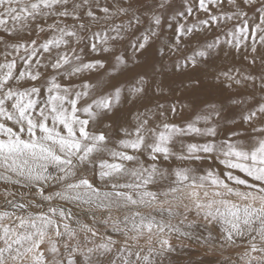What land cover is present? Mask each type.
I'll return each mask as SVG.
<instances>
[{
  "label": "snow or ice",
  "instance_id": "obj_1",
  "mask_svg": "<svg viewBox=\"0 0 264 264\" xmlns=\"http://www.w3.org/2000/svg\"><path fill=\"white\" fill-rule=\"evenodd\" d=\"M185 241L264 264V0H0V264Z\"/></svg>",
  "mask_w": 264,
  "mask_h": 264
},
{
  "label": "rangeland",
  "instance_id": "obj_2",
  "mask_svg": "<svg viewBox=\"0 0 264 264\" xmlns=\"http://www.w3.org/2000/svg\"><path fill=\"white\" fill-rule=\"evenodd\" d=\"M103 2L104 0H101V3ZM253 15L254 13L249 12V16ZM206 35L209 39H211L213 34L208 33ZM222 58L223 54L221 53V59L218 60L217 63H220ZM233 62L240 64L242 63V60H234ZM257 98H259L258 95ZM199 99L221 100L223 99V97L213 94L209 96H201ZM197 166L201 170L207 169L208 167H212L214 171H223V166L219 165L218 162L214 159L206 160L203 162H197ZM97 183H99V181H97ZM190 219H194V217H190ZM194 231L197 234L203 232L206 235V232H204V228L202 225L198 224ZM173 243L178 242L173 241ZM185 244L187 245V247L178 249L177 253H174L172 256L173 260L176 261L177 264H186V262L188 261H192V264H209V262H211V264H218V262L223 261L225 257H231L232 259H235L234 250H224L222 254L219 251L215 253H209L206 248L199 247L195 242L185 241Z\"/></svg>",
  "mask_w": 264,
  "mask_h": 264
},
{
  "label": "bare ground",
  "instance_id": "obj_3",
  "mask_svg": "<svg viewBox=\"0 0 264 264\" xmlns=\"http://www.w3.org/2000/svg\"><path fill=\"white\" fill-rule=\"evenodd\" d=\"M240 175H243V174H240Z\"/></svg>",
  "mask_w": 264,
  "mask_h": 264
}]
</instances>
